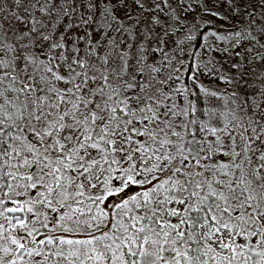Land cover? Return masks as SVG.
Segmentation results:
<instances>
[{"label": "snow or ice", "instance_id": "1", "mask_svg": "<svg viewBox=\"0 0 264 264\" xmlns=\"http://www.w3.org/2000/svg\"><path fill=\"white\" fill-rule=\"evenodd\" d=\"M0 264H264V0H0Z\"/></svg>", "mask_w": 264, "mask_h": 264}]
</instances>
